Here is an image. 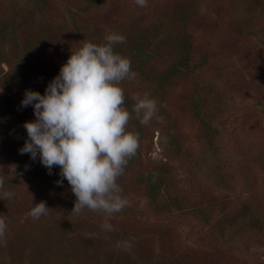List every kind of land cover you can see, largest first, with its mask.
<instances>
[{"label": "rangeland", "instance_id": "rangeland-1", "mask_svg": "<svg viewBox=\"0 0 264 264\" xmlns=\"http://www.w3.org/2000/svg\"><path fill=\"white\" fill-rule=\"evenodd\" d=\"M20 1L27 5L12 15L14 1L0 0V20L15 16L26 23L36 20L43 26H38L36 33V28L30 31L26 39L19 33V58L26 55L27 60L14 62L18 72L30 71L34 61L42 66L51 64L50 60L56 62L58 55L68 52L69 48L79 49L83 44L77 40L79 33L85 40L96 37L99 44L110 33L121 34L127 41L134 37L159 41V46L154 43L151 46V49L158 46L155 51L162 50L161 59L153 61L157 68L164 67V55L169 57L171 50L177 52L176 46L186 36L192 45V62L198 65L197 71L188 80L172 86L166 97V107L171 105L176 115L172 114L169 120V116L163 118L157 112L139 131L127 125L128 131L138 134L141 151L139 165L133 170L126 169L121 180L118 179L130 211L108 216L85 210L89 224L83 226L84 232L99 238L87 257H77L76 264H118L121 258L129 256L136 262L133 264H264V233L250 227L234 233L229 228L231 219H236L235 213L244 210L246 205L252 209L258 207L264 215V103L257 97L262 91L264 100V63L261 61L264 18L254 12L253 21L243 19L238 24L234 20L235 26L231 25L234 14L240 16L246 2L263 15L264 0H148L146 7L138 6L135 0H40L38 4ZM45 22L63 23L55 39L50 38L52 33L46 31ZM123 23L133 26L122 31ZM37 41L39 48H35ZM6 43L4 53L11 56L13 43ZM203 55L207 56L206 61L201 58ZM2 67L7 68L4 63ZM120 86L125 99L149 96L142 85L136 88L134 80L122 82ZM30 88L28 80L22 88L14 89L19 105L9 104L7 98L0 97V130L4 124L19 130L23 120L36 119L31 105L21 106L25 91ZM0 91H6V87L0 86ZM189 94L198 97V110L206 115L204 118H213L211 124L216 129L213 142L206 141L200 133L209 126L203 128L205 123L186 113L185 105L189 103L182 102V95ZM175 128L188 152L180 159L159 145V135L169 143V132H175ZM9 147L6 144L0 150L6 154ZM10 151L14 152L12 148ZM2 157L0 176L4 166L9 168L8 175H4L3 191L13 192L14 207L26 212L35 202L31 182L41 164L39 155L33 160L30 154H22L20 163L14 162L11 166L2 163ZM18 164L22 176L15 174L14 166ZM161 165L172 169L178 181L177 197L182 200L181 207L170 209L171 213L150 206L141 185L137 186L138 173ZM193 206L205 208L204 213L194 212ZM0 211L7 219L6 235L0 240V264H32L30 248L37 237L47 243L48 235H39L34 228L29 233L21 230L20 224L15 226L9 219L14 214L11 209ZM59 212H50L48 219H58ZM233 222L237 227L243 225L237 219ZM105 223L111 228H103ZM11 235L14 236L10 244ZM10 246L14 249L12 255ZM79 246L83 248L81 243ZM54 254L48 264H57L58 257Z\"/></svg>", "mask_w": 264, "mask_h": 264}, {"label": "trees", "instance_id": "trees-1", "mask_svg": "<svg viewBox=\"0 0 264 264\" xmlns=\"http://www.w3.org/2000/svg\"><path fill=\"white\" fill-rule=\"evenodd\" d=\"M13 11L12 15H16L17 11L20 13L27 3H21L20 0H13ZM33 3H39L40 0H31ZM43 1V0H42ZM45 2L48 0H44ZM246 2V0H244ZM254 2V0H252ZM29 4V2H28ZM251 3L246 2L240 16H236L234 14L233 19L231 21V25L235 26L234 20L236 23L244 21L243 19H249L253 21L252 15L254 12L259 14L264 18V14H261V11L254 10L252 8ZM34 6V5H31ZM42 9V8H41ZM39 9V11L41 10ZM34 17V14L32 15ZM22 18V17H21ZM19 20V21H18ZM16 19L15 16L10 18L2 17L0 20V86H5L6 91H0V97L2 99L7 98L9 104L19 105L18 104V94L15 96V92L13 94L14 89L22 88L26 82L29 80V84L31 85L30 90L37 91L41 95L45 93V89L48 84L53 80L55 76L59 74L61 66L66 63L69 56L72 52H75L78 49L69 48L64 54L58 55V59L56 62H51V64L40 65L39 61H34L31 64L30 71L23 70L18 72L16 69L15 61L18 63H22L23 60H27L26 55H22V58H19L18 48L21 44H18V36L21 33L22 38L26 39L29 36V32L36 28L35 33L38 30V26H43L39 24L36 20L32 23H26L24 19ZM47 32L52 33L50 38L55 39L59 33L60 28H63V23H46ZM63 25V26H62ZM133 26V25H132ZM131 24L123 23L121 24L120 30H126L127 28L132 27ZM133 40H128L122 44H117L114 48V51L125 56L131 60L132 70L138 73L137 78L134 80V84L136 88H139V85H142L149 91V97L154 99L157 102L158 106V114L170 120L172 114L176 115L174 109L170 105L169 107L165 105L167 100V95L169 94L170 88L172 86L178 84L182 80H188L190 74L194 71H197L198 65H195L192 60V45L188 37L183 36L179 45H177V52H173L171 50L170 56L164 55L162 61L165 63L163 68H157L154 66V60L162 57V50L155 49L160 45L159 41H152L149 38L141 37V38H131ZM77 40L80 43L84 42H92L99 44V40L95 37L93 40H85V37L80 33L77 37ZM25 42L27 40H24ZM6 42H12L13 50L11 52V56L4 53V47L7 44ZM18 42V43H17ZM39 41L35 45V48L38 45ZM153 43L158 46H155L151 49ZM25 44V43H24ZM23 44V45H24ZM27 45V44H26ZM25 46V45H24ZM28 47V45H27ZM29 48V47H28ZM167 49V48H166ZM165 49V50H166ZM2 50V52H1ZM262 58L261 61L264 63V52L261 53ZM13 57V58H12ZM19 58V59H18ZM201 58L204 61L207 60V56L203 55ZM193 61V62H192ZM6 64V70L2 67V64ZM57 68V69H55ZM153 73V74H152ZM124 83L127 80L123 81ZM158 82V83H157ZM138 84V85H137ZM157 90H161L160 93ZM263 92H258L257 97L262 103H264L263 98L261 97ZM124 107L131 113V119L129 121V125L137 127L136 131L142 130L143 126L136 117V114L132 112L133 105L135 101L132 97H126ZM166 98V99H164ZM182 102L189 103L185 105L186 113L191 115L192 117H197L203 123H205L203 128L209 126L207 130H201L204 135V139L208 142H213V137H215L216 129L211 124L212 119L206 120L203 116L202 112L198 110V97L194 96V94L182 95ZM1 103V102H0ZM223 110L220 111V113ZM1 112V110H0ZM34 112L32 108V113ZM252 112L249 113L248 118H251ZM24 120L20 124V129H13L11 125L4 124L0 130V146L4 149L6 144H9L10 147L6 151V154L0 150V155H2V163L6 166L14 165V162L20 163L22 159V154H20L19 149L24 145L26 138V129L24 128ZM1 127V125H0ZM202 128V129H203ZM4 132V133H3ZM170 133V142H164L163 135H159V145L164 151L169 152L170 155L177 158H182L183 155L188 154L186 151L187 146L184 145V141L179 134L177 128H175V132ZM14 152H11L10 149ZM15 158V160H14ZM141 158L140 146L136 155L129 160L125 170H133L136 166L139 165V160ZM132 167V168H131ZM9 168L4 166L3 175L1 174L0 178L6 179L4 175H8ZM15 174L17 176L21 175V167L18 165L14 166ZM12 170V169H10ZM8 172V173H7ZM22 176V175H21ZM122 177V176H121ZM119 177V181L121 180ZM138 181L137 186L141 185V190L144 197L148 200L150 206L157 208L160 212L171 213V210L176 208L179 209L182 204V200H180L178 196V181L176 176L174 175L171 168H168L166 165L156 166L146 170L144 173L140 172L137 175ZM62 180L60 176V169L58 166H54L51 170V174H49L48 169H46L41 164H38V168L34 173V178L31 182V195L34 198L33 204L30 206L29 210L26 212H20L17 210L18 206L14 207L15 200L14 199H0V209H11L14 214L9 218L11 221L16 224H20L21 230H27L28 233L31 232V229L34 228L38 231L39 235L47 236L48 242L42 243L41 240L37 237L35 240V244L30 248V257L32 264H48L49 257H52L53 253L54 257H58L57 264H76V260L78 256L87 257L88 253L90 254V247L96 244L98 240V236L95 234H86L84 232L83 226L89 224L85 216V209L81 213L77 214L75 212H71L74 208V202L76 200L75 195L71 191V187L66 179L62 180V184H57V181ZM5 182V180H4ZM5 188V187H4ZM2 191L0 190V195H2ZM9 191V190H8ZM213 200V198H212ZM45 202L46 206L49 208L47 217L42 215L39 219V222H32L33 218L27 216V213L31 210V207L39 202ZM192 210L194 212H202L204 213L205 208L193 206ZM131 206L129 204L120 211V214L129 213ZM171 209V210H170ZM59 212L61 215L58 219L54 218L53 220H49L51 216L48 214L51 212ZM181 211V209H180ZM209 216V215H208ZM207 217V216H206ZM235 217L237 220L242 221L243 225L237 227L234 225L233 220L231 219V224L229 226L230 229L235 230L234 233L240 232L244 227H250L255 229L256 232L261 234L264 233V215L261 210L254 206V209L251 206L246 205L244 210L235 213ZM0 218H4L7 220L4 214L0 211ZM30 225V227L28 226ZM29 227V228H28ZM159 231H164L160 229ZM37 233V232H36ZM9 237L10 244L12 243V237ZM42 237V236H39ZM85 237V238H81ZM45 239V238H44ZM81 243L82 246L78 245ZM11 255L14 253V249L12 246L9 247ZM53 257V258H54ZM119 260V259H118ZM136 263L129 257L124 259H120L118 264H133Z\"/></svg>", "mask_w": 264, "mask_h": 264}, {"label": "clouds", "instance_id": "clouds-1", "mask_svg": "<svg viewBox=\"0 0 264 264\" xmlns=\"http://www.w3.org/2000/svg\"><path fill=\"white\" fill-rule=\"evenodd\" d=\"M148 0H135L146 7ZM104 43L84 42L72 52L59 74L41 95L26 90L22 107L31 105L36 119L25 122L27 139L20 154H30L48 169H60L75 195L77 214L85 209L108 216L122 211L127 201L122 197L118 179L139 148L138 134L128 131L131 113L123 105L125 80L132 81L138 73L132 70L131 60L114 51L126 38L118 33L104 37ZM132 112L142 125H148L158 111L155 100L147 94L133 96ZM62 180L57 184H62ZM0 178V190L4 189ZM11 191H2L0 199L13 198ZM45 202L34 204L27 216L39 219L47 215ZM105 229L111 225L105 223ZM7 223L0 218V240Z\"/></svg>", "mask_w": 264, "mask_h": 264}]
</instances>
